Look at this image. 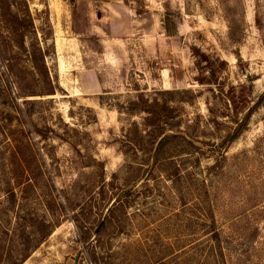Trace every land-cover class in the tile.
Returning <instances> with one entry per match:
<instances>
[{
	"label": "rangeland",
	"instance_id": "rangeland-1",
	"mask_svg": "<svg viewBox=\"0 0 264 264\" xmlns=\"http://www.w3.org/2000/svg\"><path fill=\"white\" fill-rule=\"evenodd\" d=\"M13 13L34 31L0 25V264H264V0Z\"/></svg>",
	"mask_w": 264,
	"mask_h": 264
},
{
	"label": "trees",
	"instance_id": "trees-1",
	"mask_svg": "<svg viewBox=\"0 0 264 264\" xmlns=\"http://www.w3.org/2000/svg\"><path fill=\"white\" fill-rule=\"evenodd\" d=\"M10 2L11 0H0V25H3L4 28L7 30V34H10V37L8 39L9 44H11L13 47H19L24 48L26 44V38L28 35H32L33 33V23L32 18L30 14L22 15V17L18 16L17 14L12 15L10 14ZM26 5V2H24ZM5 5V6H4ZM9 16V18L13 19H6ZM9 23H12L10 26ZM17 24L15 26L14 24ZM28 28H31V31L28 32ZM31 39V49L32 52L29 56V62L32 65V67L35 69V67H38V61H42L44 59V52L42 51L41 47L37 43L36 36L30 38ZM44 65V64H43ZM145 111V110H144ZM149 110H147L148 112ZM164 144V140L157 143L155 148L150 152V157H155L156 154L161 149L162 145ZM149 165V164H148Z\"/></svg>",
	"mask_w": 264,
	"mask_h": 264
}]
</instances>
